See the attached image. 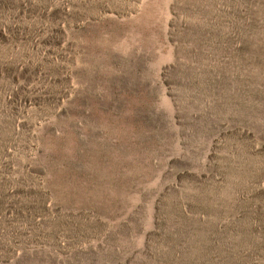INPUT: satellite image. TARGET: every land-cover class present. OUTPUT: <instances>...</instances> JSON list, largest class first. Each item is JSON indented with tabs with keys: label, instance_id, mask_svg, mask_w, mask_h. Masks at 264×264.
<instances>
[{
	"label": "rangeland",
	"instance_id": "obj_1",
	"mask_svg": "<svg viewBox=\"0 0 264 264\" xmlns=\"http://www.w3.org/2000/svg\"><path fill=\"white\" fill-rule=\"evenodd\" d=\"M0 264H264V0H0Z\"/></svg>",
	"mask_w": 264,
	"mask_h": 264
}]
</instances>
